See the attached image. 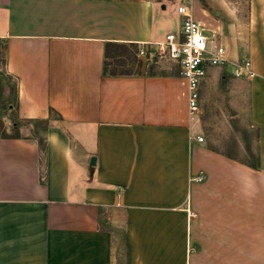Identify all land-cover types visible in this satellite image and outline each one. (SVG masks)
<instances>
[{"label":"crops","instance_id":"obj_1","mask_svg":"<svg viewBox=\"0 0 264 264\" xmlns=\"http://www.w3.org/2000/svg\"><path fill=\"white\" fill-rule=\"evenodd\" d=\"M156 8L0 0V52L30 121L0 137V264H264V0H247L239 41L256 76L208 67L196 116L159 47L183 17L176 33ZM106 43L137 44L141 72L104 76Z\"/></svg>","mask_w":264,"mask_h":264},{"label":"built area","instance_id":"obj_2","mask_svg":"<svg viewBox=\"0 0 264 264\" xmlns=\"http://www.w3.org/2000/svg\"><path fill=\"white\" fill-rule=\"evenodd\" d=\"M178 13L183 17L180 37L168 34L165 43L159 44V47L160 51L168 53L169 58L179 64L180 77L187 85L189 113L196 116L200 113V82L208 67H229L231 74L237 78L253 79L256 73L249 58L230 61L224 45L215 43L205 34L204 28L185 4L178 5ZM139 53L146 56L144 49ZM198 140L203 141V138L199 137ZM204 179V174L194 178L199 182Z\"/></svg>","mask_w":264,"mask_h":264},{"label":"rangeland","instance_id":"obj_3","mask_svg":"<svg viewBox=\"0 0 264 264\" xmlns=\"http://www.w3.org/2000/svg\"><path fill=\"white\" fill-rule=\"evenodd\" d=\"M155 2L157 3L155 12L156 18L162 19L167 26H169L170 24H174V32L177 33L179 30L178 23L180 20V14L178 13V4L182 3L185 4L189 8V10H191L196 21L204 28L206 35L215 43L222 42L224 44V47L226 49H229L230 54L234 55L233 57H229L230 61H238L244 53V47L239 48V41L245 43V15L247 0H155ZM163 5L166 6L165 10L162 9ZM150 57L152 58L151 61L153 63L168 62V60L166 58H163L159 52H156L154 56L150 55ZM164 66H171V64H164ZM2 67L3 65L0 60V69ZM225 68H228V70L230 71L229 67ZM212 69L216 68L212 67ZM237 99L238 98L234 94L231 95V103L238 101ZM221 103L222 102L220 100V104ZM219 109L222 110V108L217 109L218 117L220 119H223L220 115ZM247 125V117H240L237 120L236 124L232 123L231 133L236 130L235 127L244 129L245 127H247ZM26 127H29L27 126V123L20 127L22 133L26 134L28 132L26 130ZM5 131L7 135H13L15 133L11 122L10 124H7V128L5 129ZM216 133H219L220 135L223 134L221 125L219 126V129H217Z\"/></svg>","mask_w":264,"mask_h":264},{"label":"trees","instance_id":"obj_4","mask_svg":"<svg viewBox=\"0 0 264 264\" xmlns=\"http://www.w3.org/2000/svg\"><path fill=\"white\" fill-rule=\"evenodd\" d=\"M138 45L137 44H118L106 43L104 51V67L103 74L114 75L118 72L123 74L140 73L142 62L138 60ZM0 60L3 67L0 69V137L3 138H19L21 134L20 127L28 120L20 119L17 116L18 105V82L6 71V61L4 52H0ZM53 112V109H51ZM5 118L10 120L15 133L7 135L5 129L7 123ZM44 125H48V121H43ZM32 138H36L39 142L41 154L44 155L46 144L44 138L38 137L35 134H30ZM43 158V157H42ZM42 171V176H44Z\"/></svg>","mask_w":264,"mask_h":264},{"label":"water","instance_id":"obj_5","mask_svg":"<svg viewBox=\"0 0 264 264\" xmlns=\"http://www.w3.org/2000/svg\"><path fill=\"white\" fill-rule=\"evenodd\" d=\"M162 8L165 9V8H166L165 5H163ZM94 161H95V158L93 157V158L91 159V165H94V163H95Z\"/></svg>","mask_w":264,"mask_h":264}]
</instances>
